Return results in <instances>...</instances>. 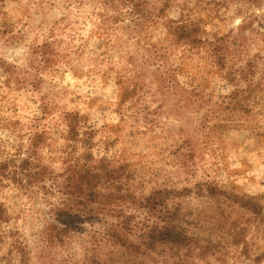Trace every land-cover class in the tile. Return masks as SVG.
I'll return each mask as SVG.
<instances>
[{
    "label": "trees",
    "instance_id": "1",
    "mask_svg": "<svg viewBox=\"0 0 264 264\" xmlns=\"http://www.w3.org/2000/svg\"><path fill=\"white\" fill-rule=\"evenodd\" d=\"M64 1L82 12L89 0ZM91 1L95 3L91 22L96 19L88 36L98 37V44L106 47L100 54L103 57L117 47L126 59L119 68H98L101 60L95 57L97 71L105 80L114 72L119 87L117 112L123 123L128 121L127 117L134 120L131 124L135 125L138 138L145 139L147 135L149 140L158 138L157 134H147L155 126L165 130V139L174 137V126L166 129L158 118L163 111L171 112L177 121L187 120V114H194L187 120L188 127L177 126L182 142L174 150L179 157L183 155L179 160L191 171L187 159L195 158L198 146L210 144V138L226 127L241 126L247 120L255 122V108L263 99L264 80L257 75V60L243 55L245 42L240 34L234 36L233 32H227L209 37L202 19L193 14L187 18H169L166 11L171 0ZM76 23L78 18L73 19L71 10L53 22L49 35L31 47V63L26 70L12 62H3L8 85L15 81L17 86L25 83L41 88L42 71L57 72L68 64L79 72L73 65V55L83 57L86 44L80 43L74 48L76 39L84 37ZM161 26L165 35L154 41L153 30ZM243 29L241 25L239 31ZM178 48H182L181 54L176 53ZM202 50L209 64L220 71L230 86L228 93H208L201 86L190 87L183 82L180 73L189 65L188 58ZM149 98L157 103L154 110L147 102ZM52 108L55 109V103L46 104L44 115L49 111L51 114ZM60 113L59 120L51 122L53 129L49 126L48 132L38 131L31 138L28 155L21 158L18 150L16 155L0 160V183L12 184L26 195L35 213L43 215L44 221L30 242L19 230L10 232L13 235L5 257L14 256L20 264H30L33 257L41 264H190L194 251L201 259L216 253L222 237L215 239L214 232L231 235L236 245L244 241L246 225L225 208L224 193L218 183L202 180L182 190L155 186L148 194H138L132 186L137 177L133 164L108 152L111 136L103 137L105 152L97 155L95 139L101 128L79 110L65 109ZM151 114L156 116L151 123L141 122L142 115ZM240 120L244 121L233 124ZM116 127L108 130L104 125L102 129L117 132L122 125ZM57 138L65 143L59 149L60 154L54 152L47 160L46 156L36 158L40 141L55 144ZM192 192L218 204L210 215L199 214V219L210 223L204 229L197 226L195 219L190 220L189 212L178 201L181 195ZM230 199L231 205L248 212L250 219L264 222L260 198L234 193ZM10 220L7 207L0 202V226ZM6 237L0 231L1 243ZM73 241H79L83 248L80 258L75 252L68 253Z\"/></svg>",
    "mask_w": 264,
    "mask_h": 264
},
{
    "label": "rangeland",
    "instance_id": "2",
    "mask_svg": "<svg viewBox=\"0 0 264 264\" xmlns=\"http://www.w3.org/2000/svg\"><path fill=\"white\" fill-rule=\"evenodd\" d=\"M68 6L64 0H0V160L16 155L18 150H21V158L28 155L31 138L36 132H48L50 127L53 129L51 122L59 120L61 110H79L86 114L96 127L101 128L95 139L98 143L94 149L95 154L105 152V143L101 140L109 135L111 143L108 152L127 158L133 164L137 177L132 181V186L138 194H148L155 186L182 190L184 186L194 187L202 180L218 183L224 193L222 198L225 208L234 216L240 217L243 225H246L245 239L236 245L232 242L231 235L214 232L212 236L215 239L222 237V243L217 247L216 253H210L206 259H201L194 251L188 261L190 264H264V222L250 219L252 216L239 206L231 205L230 199V195L234 193L257 197L264 206V93H261L263 99L255 108V122L247 120L241 126L226 127L210 138V144L198 146L195 158L187 159L192 168L187 171L179 160L183 159V155L179 157L174 150L178 146L177 143L182 142V133L178 134L180 131L177 126L184 124L188 127L187 120L194 114H187V120L177 121L171 112L163 111L158 118L164 123V128L174 126V137L170 135L169 139H165V130L161 126H155L148 129L147 134H157L158 138L149 140L148 135L145 139L138 138L133 127L135 125L131 124L134 120L127 117L128 121L123 123L121 115L117 112L119 87L115 82L114 72L105 80L97 71L94 60L95 57L101 60L98 68H119L122 62L126 61L125 57L117 47L111 48L103 57L100 54L106 47L98 44V37L88 36L96 19L94 17L92 22L90 19V13L95 8L94 2L89 0L82 12L76 9L74 4ZM68 10L72 11L73 19L78 18L75 26L79 28L81 36H84L81 40L76 39L74 48L80 43L86 44L83 57L73 53V65L79 72L70 68V64L63 65L57 72L48 69L42 71L44 80L41 88L25 83L17 86L15 81L9 86L3 62H12L26 70L31 63V47L36 42L41 43L49 35L53 22ZM166 14L174 19L187 18L193 14L202 19L205 34L209 37L227 32H233L234 36L240 34L245 42L243 55L257 60V75H261L264 80V0H171ZM7 24L8 28L5 29ZM241 25L244 26L242 32L239 31ZM153 34V40L157 41L165 35L164 29L162 26L158 27L153 30ZM181 52L182 48L176 50V53ZM188 59L189 65L180 73L186 85L201 86L208 93L230 91V86L220 71L209 64L204 50ZM147 102L151 110H154L157 103L152 102L150 98ZM52 103H55V109L52 108L51 114L49 111L44 115L46 104L52 106ZM49 108L51 110L50 106ZM166 108L167 106L165 110ZM130 114L133 112L130 111ZM154 117L155 114L147 117L142 115L140 120L151 123ZM242 121L244 120L233 124H240ZM117 124L122 125L117 132L110 133L102 129L106 125L108 130H116ZM53 143L48 145V141H40L36 158L46 156L47 160L54 152L60 154L59 149L64 147V140L57 138L56 143ZM59 164L56 163L57 166ZM178 201L182 203V208L189 212L190 220L198 221L197 226H201V229L208 227L210 223L199 219V214L204 217L206 214L210 215L218 206L194 192L181 195ZM0 202L5 204L11 216L10 222H3L0 226V231L7 234L4 242H0V264H20L14 256L5 257L13 235L10 232L19 230L30 242L44 225L43 215L36 214L26 195H22L7 182L0 183ZM194 228L201 230L199 227ZM210 231L212 233V229ZM75 241L72 242L68 253L75 252L77 258H80L84 254L80 246L82 240ZM66 252L64 251V254ZM35 254L33 251V256ZM30 264H41V261L33 257Z\"/></svg>",
    "mask_w": 264,
    "mask_h": 264
}]
</instances>
